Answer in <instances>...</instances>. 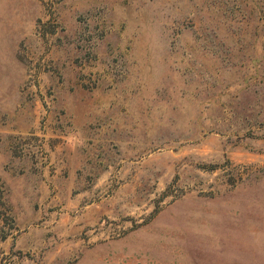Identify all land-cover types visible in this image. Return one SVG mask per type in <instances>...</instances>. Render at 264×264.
Listing matches in <instances>:
<instances>
[{"label": "rangeland", "instance_id": "374dc122", "mask_svg": "<svg viewBox=\"0 0 264 264\" xmlns=\"http://www.w3.org/2000/svg\"><path fill=\"white\" fill-rule=\"evenodd\" d=\"M0 264H264V0H0Z\"/></svg>", "mask_w": 264, "mask_h": 264}]
</instances>
